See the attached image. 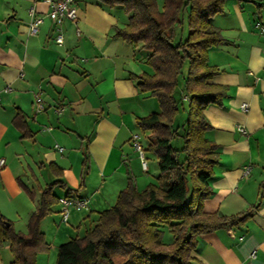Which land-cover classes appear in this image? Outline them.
Returning <instances> with one entry per match:
<instances>
[{"label":"crops","instance_id":"1","mask_svg":"<svg viewBox=\"0 0 264 264\" xmlns=\"http://www.w3.org/2000/svg\"><path fill=\"white\" fill-rule=\"evenodd\" d=\"M74 3L77 22L57 26L47 17L46 0H0V158L5 161L0 214L25 233L41 189L58 180L78 189L85 152L88 157L84 187L72 195L87 200L88 209L73 210L62 224L59 204L52 207L41 222L49 252L37 254L36 264L49 253L56 258L61 243L84 236L98 214L114 205L128 177L138 191L157 184L158 169L149 168L152 154L146 152L148 171L143 172L130 142L141 133L144 147L149 145L150 132H142L135 121L160 110L155 97L141 93L133 79L151 73L148 54L114 35L127 23L124 8L96 0ZM31 9L42 17L35 35L28 34ZM210 23L226 43L208 52V64L216 69L208 82L225 88V95L203 111L211 127L205 137L218 146L204 212L229 217L258 208L241 225L201 234L190 264H264V0H226ZM57 30L62 45L53 41ZM177 90L184 109L188 98L179 84ZM34 94L44 104L37 113ZM53 194L65 197L66 189L55 186ZM163 231L168 245L172 236ZM11 260L3 244L0 264Z\"/></svg>","mask_w":264,"mask_h":264},{"label":"trees","instance_id":"2","mask_svg":"<svg viewBox=\"0 0 264 264\" xmlns=\"http://www.w3.org/2000/svg\"><path fill=\"white\" fill-rule=\"evenodd\" d=\"M225 1L164 0L159 10L156 0H96L108 8H124L127 23L114 35L132 46L140 45L148 54L145 65L151 73L133 79L141 93L155 97L160 110L135 122L142 132H150L144 149L155 156L159 175L156 185L148 184L142 191L128 177L114 205L98 214L84 236L57 247L55 264H190L201 234L241 225L258 208L229 217L206 214L203 208L212 195L208 180L218 158V146L205 137L211 127L203 111L209 104H220L225 95V88L208 82L216 73L208 64V52L226 43L210 20L222 11ZM180 77L189 103L187 119L177 127L175 116L182 108L177 90ZM176 138L182 143L179 148L171 145ZM87 172L85 152L78 189L71 190L60 180L44 186L25 233L16 232L0 214V246L8 245L10 264H36L37 254L49 252L41 222L59 204L53 188L66 189V196L72 197L84 187ZM164 229L172 236L168 245L163 243Z\"/></svg>","mask_w":264,"mask_h":264},{"label":"built area","instance_id":"3","mask_svg":"<svg viewBox=\"0 0 264 264\" xmlns=\"http://www.w3.org/2000/svg\"><path fill=\"white\" fill-rule=\"evenodd\" d=\"M49 5V12L47 17L54 21L56 25H60L62 21L68 20L70 22L76 23L78 20V11L75 6L74 0H46ZM30 15L32 17L31 22L28 25V34L35 35L38 31V27L42 23V17L35 15L33 9L30 10ZM261 32H264V28L260 26ZM79 31L77 30V34ZM54 43L57 45H62L63 36L62 33L57 30V34L53 39ZM33 105L35 112H40L44 110V104L39 94H34ZM242 110L247 109V104H242ZM60 112V110H59ZM238 131L242 132V128L238 127ZM130 142L134 152L137 154L139 159L140 167L143 172L148 171V160L146 157V151L144 149V144L142 138L139 134H133L130 138ZM57 147V146H56ZM61 151V148L57 147ZM5 165L3 158H0V169ZM249 168L244 169L243 176L246 175ZM88 209V201L84 199L74 198V197H61L59 198V216L60 222L62 224H67L71 212L74 210L80 212Z\"/></svg>","mask_w":264,"mask_h":264},{"label":"rangeland","instance_id":"4","mask_svg":"<svg viewBox=\"0 0 264 264\" xmlns=\"http://www.w3.org/2000/svg\"><path fill=\"white\" fill-rule=\"evenodd\" d=\"M156 3H157V5H158V9L159 10H161L162 9V7H163V3H164V0H156ZM124 12V11H123ZM187 35V24L185 23V22H183V37H185ZM178 84L180 85V86H182V84H183V78L182 77H180L179 79H178ZM188 100H186V103H185V108L184 109H180L179 110V112H178V114L175 116V123H176V125L178 124V125H180V127L185 123V120L187 119V111H188ZM159 111V110H158ZM137 134H139L140 135V137L142 138V139H144V136H143V134H141V133H137ZM146 135V134H145ZM179 141V139L178 138H176V139H174V140H172V144H173V146H181L180 144H182L181 142H178ZM153 157V155H151L149 158H150V161H149V168L151 169V171L152 170H155V169H157L156 168V162H154V158H152ZM156 173H158V171L156 172ZM159 175V173L157 174V176ZM156 181H157V178H156ZM141 182H137V184H138V186H139V184H140ZM154 184L156 185V182H154ZM141 185V184H140ZM139 188H140V186H139ZM56 193H59V191H58V188H56L55 190H54ZM57 216V215H56ZM56 216H55V214H54V217L56 218ZM49 238V237H48ZM170 238H171V236H170ZM167 237H165L164 238V241H167ZM44 255H46V254H44ZM10 257H11V255H10ZM48 258L49 259H43V260H40L39 261V263L40 264H55V255L53 254L52 255V253H49L48 254ZM11 259H12V257H11Z\"/></svg>","mask_w":264,"mask_h":264}]
</instances>
